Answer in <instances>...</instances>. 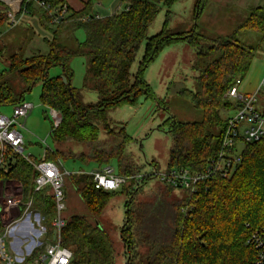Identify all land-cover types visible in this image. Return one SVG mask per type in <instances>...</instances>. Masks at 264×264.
Wrapping results in <instances>:
<instances>
[{
  "label": "trees",
  "instance_id": "trees-1",
  "mask_svg": "<svg viewBox=\"0 0 264 264\" xmlns=\"http://www.w3.org/2000/svg\"><path fill=\"white\" fill-rule=\"evenodd\" d=\"M44 1L52 7L62 3ZM176 1L127 0L125 9L105 17L90 15L95 0H89L80 11H69L53 29L47 28L50 37L46 40L45 53L8 56V67L0 71V108L22 101L40 83L41 103L61 115L57 127L51 124L52 143H84L89 152L81 154L80 161L98 167L114 162L117 174L133 176L138 170L127 151L133 139L123 125L112 120L110 113L123 105H136L140 97L156 101L143 78L144 70L166 46L183 41L195 49L191 65L195 75L194 89L183 88L182 92L194 108L202 111V120L183 122L170 115L162 122L159 127L166 128L172 139L165 167L203 170L217 150L225 125L220 109L230 103L226 92L237 78L243 77L253 59V48L242 45L237 35L250 30L264 40V1L251 9L226 37L206 40L196 32V26L188 34L167 35L169 10L162 30L147 37L146 32L161 6L169 9ZM205 2L197 1V16ZM35 3L22 0L16 15L28 12L41 23H50L48 12ZM9 17L7 7L0 2V27L8 23ZM79 29L85 34L81 42L74 37ZM62 35L74 37L75 47L62 43ZM142 42L143 56L132 74L130 67ZM73 57H82L85 63L80 88L71 85ZM53 67L60 68V75H49ZM82 90L96 92L97 100L84 102ZM213 128L219 130L217 136ZM101 132L113 138L101 140ZM59 155L64 156L57 150L47 151L45 157L55 161ZM34 175L32 166L16 156L7 172L0 170V182L5 179L19 182L23 199L31 200L39 208L43 224L51 231L55 201L46 190H33ZM67 176L91 215H74L65 221L61 239L72 251L69 264H115L109 230L99 220L110 199L124 190L95 189L91 175L86 172ZM147 179L151 177L141 178V182ZM205 184L186 200L167 201L156 196L137 201L126 196L124 219L118 233L125 248L126 264H252L254 252L245 241L251 229L264 224V136L244 144L241 162L230 176L213 177ZM187 206H192V210L182 212L181 208Z\"/></svg>",
  "mask_w": 264,
  "mask_h": 264
},
{
  "label": "rangeland",
  "instance_id": "rangeland-1",
  "mask_svg": "<svg viewBox=\"0 0 264 264\" xmlns=\"http://www.w3.org/2000/svg\"><path fill=\"white\" fill-rule=\"evenodd\" d=\"M115 1L117 0L110 1L113 6L111 5L109 11L123 10L124 4L119 6L117 3L119 0ZM197 1L177 0L169 9L161 6L156 18L149 26L146 36L150 37L162 30L166 20V12L169 10L170 18L165 28L167 35L188 34L196 26V32L206 40L226 37L246 18L251 9L261 5L264 0H206L199 10L198 16ZM104 13H106L104 10L100 11V14L104 15ZM27 17L29 16L24 18L19 16L14 19L13 23L9 19L8 23L1 25L0 71L8 67V56L12 53H21L27 57L35 52L45 53L47 51V43L42 42L43 36H47V34H43V30L34 25L33 20L35 19H28ZM29 21L31 27H29ZM41 24L44 25L43 22ZM50 26L48 27L50 29L55 27L52 24ZM74 37L79 42L84 41V31L82 29L77 30ZM74 37L62 35L60 41L68 47L74 48ZM237 39L242 45L253 48L251 64L243 77L239 78L241 83L238 85L240 92L252 93L264 74V40L259 33L250 30L239 32ZM143 48L144 42L140 45L130 67L132 74L136 72L138 63L143 56ZM194 58L195 49L186 42L179 41L166 46L148 64L143 73L144 80L149 84L157 100L152 101L140 97L136 105H123L110 113L112 120L123 125L126 133L133 139V142L128 145L127 151L133 158V163L138 170L133 176H123L125 182L119 190L123 189L124 193H118L110 199L99 220L109 230L114 248L115 264H126L127 262L125 248L118 234L124 219V202L127 195L137 201L151 200L156 196L167 201L189 199L183 191L165 188L154 177L153 170L162 169L166 166L168 150L172 145L171 136L166 128L159 127L162 122L170 115L183 122L202 120V111L194 108L188 96L185 95L184 91L182 92L183 88L194 89L193 76L195 73L191 69ZM70 67L73 71L71 85L80 88L85 73L84 59L73 57L70 61ZM60 72L59 67H53L50 69L49 75L51 77L57 76L60 75ZM40 92L41 84L37 83L25 96V99L33 104V109L25 119L24 128L21 129L25 141L24 154L31 153L38 160L44 148L48 149L47 151L57 150L64 154V156L59 155L55 158L60 170L64 173L78 171L88 173L98 168L92 163H87L85 160L82 162L78 159L81 154L86 155L89 152V147L84 143L66 142L59 145L52 143L49 136L51 128L49 109L41 103ZM82 97L86 103L97 100L96 92L90 90H82ZM232 106V102H230L228 106H223L220 109L222 119H225ZM0 113L10 114L11 106L0 108ZM113 129L117 131V127H113ZM212 132L217 136L219 130L213 128ZM101 133V140L113 138L104 132ZM110 166L116 171L114 162H111ZM144 177H151V179L142 183L141 178ZM67 178L68 176L65 174V210L63 211L65 220H69L74 215L91 217L81 197ZM22 195L19 182L12 179H5L0 182V205L3 207V211L0 212V222L6 220L4 218H7V215L13 217L23 211L21 203L19 204L21 209L17 210L16 207H11L6 202L9 197L14 198L17 202H25L26 200L23 199ZM30 209L32 211L39 210L33 203ZM47 241L51 242L52 239L47 238Z\"/></svg>",
  "mask_w": 264,
  "mask_h": 264
},
{
  "label": "built area",
  "instance_id": "built-area-1",
  "mask_svg": "<svg viewBox=\"0 0 264 264\" xmlns=\"http://www.w3.org/2000/svg\"><path fill=\"white\" fill-rule=\"evenodd\" d=\"M0 1L7 7L9 19L13 23L22 0L17 1L16 7L12 4L14 0ZM33 1L48 12L50 24L54 26L69 13L64 4L52 7L44 0ZM240 83L241 80L237 78L226 92V98L233 106L225 116L217 150L204 169L194 171L181 166L153 170L154 177L160 183L183 191L190 199L201 187L206 186L207 180L230 176L241 162L244 144L258 141L264 136V74L252 93L240 92ZM32 109L33 104L23 99L11 105L10 114L0 113V170L7 172L16 156L30 164L35 174L32 180L33 190H46L53 196L55 216L49 231L43 224L40 212L30 209L31 201L17 202L12 197L7 198L6 202L11 207H16L17 210L23 208V211L13 217L7 215L4 218L6 220L0 222V264H69L72 251L62 244L61 239V230L66 221L63 214L64 176L69 173L62 172L58 162L46 159V148L38 160L31 153L24 154L25 141L21 129ZM48 109L52 127L55 128L61 121V115L55 109ZM88 174L92 177L94 188L106 192L118 191L125 182V178L117 174L110 165L95 168ZM190 210L192 206L181 208L182 212ZM2 211L3 207L0 205V212ZM245 225L249 227V224ZM47 238L52 241L48 242ZM245 244L254 252L252 264H264V224L251 229Z\"/></svg>",
  "mask_w": 264,
  "mask_h": 264
},
{
  "label": "crops",
  "instance_id": "crops-1",
  "mask_svg": "<svg viewBox=\"0 0 264 264\" xmlns=\"http://www.w3.org/2000/svg\"><path fill=\"white\" fill-rule=\"evenodd\" d=\"M59 1L62 2L61 4H64V5L67 6L68 11H71V10H73V11H80V10H82L84 8L85 4L89 0H59ZM104 1H105V3L107 1V3L105 4ZM110 1L111 0H109V1L108 0H95V2L91 6L90 15L99 16V17H105V16H109V15L115 13L116 10L115 11L114 10L109 11V8L112 5V2H110ZM117 1H115V2H117ZM117 3H118L119 6H120V4H124V8H125L126 3H127V0H119V2H117ZM36 6H37V4H36ZM117 8H118V6H117ZM103 10H104V12H106V13H104V15L100 14V11H103ZM27 15L29 16V17H27L28 19H30V18L31 19H35V20H33L34 25H36L37 27H40L43 30L42 31L43 34H47V36L46 35L43 36L44 38L42 40L43 43H46V40L50 36V33L47 30L48 27H51L50 26V23L44 24L45 25V27H44V25L41 24V22H40V20H39V18L37 16L30 15L28 12H23L20 15H16L15 18H17L19 16L22 17V18H24ZM87 16H89V15H87ZM28 24H29V27L32 26L30 21L28 22ZM52 26H54V25H52Z\"/></svg>",
  "mask_w": 264,
  "mask_h": 264
},
{
  "label": "bare ground",
  "instance_id": "bare-ground-1",
  "mask_svg": "<svg viewBox=\"0 0 264 264\" xmlns=\"http://www.w3.org/2000/svg\"><path fill=\"white\" fill-rule=\"evenodd\" d=\"M17 1H18V0H14V1H12V4H13L14 7L17 6Z\"/></svg>",
  "mask_w": 264,
  "mask_h": 264
},
{
  "label": "water",
  "instance_id": "water-1",
  "mask_svg": "<svg viewBox=\"0 0 264 264\" xmlns=\"http://www.w3.org/2000/svg\"><path fill=\"white\" fill-rule=\"evenodd\" d=\"M62 80H63L64 83H66V79L64 77H62Z\"/></svg>",
  "mask_w": 264,
  "mask_h": 264
}]
</instances>
